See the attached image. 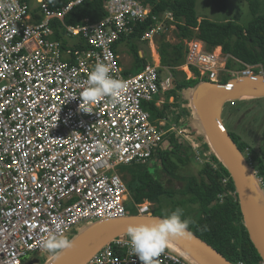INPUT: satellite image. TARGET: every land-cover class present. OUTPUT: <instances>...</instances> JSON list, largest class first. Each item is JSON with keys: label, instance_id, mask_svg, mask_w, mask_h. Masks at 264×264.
<instances>
[{"label": "built area", "instance_id": "1", "mask_svg": "<svg viewBox=\"0 0 264 264\" xmlns=\"http://www.w3.org/2000/svg\"><path fill=\"white\" fill-rule=\"evenodd\" d=\"M85 1L67 0L54 8L52 0H36V5L0 0L14 5L0 12V264H24L30 253H44L41 242L50 234L67 236L83 221L131 215L130 205L138 215H152L153 203L135 202L120 168L148 163L167 133L181 134L176 125L166 127L167 119H154L147 108L160 106L164 101L158 97L175 87L173 69L149 63L126 75L115 47L137 22L151 16L150 7L142 0H107L100 21L64 24L66 15ZM152 19L155 25L144 40L152 41L169 22H178L171 11ZM56 20L63 23L64 36L78 42L75 46L53 39ZM186 45L185 62L176 69L186 71L188 79L198 75L220 84V73L228 81L264 75L263 64L226 56L221 47L209 49L201 39ZM230 60L235 67H227ZM97 63L107 64L126 87L116 100L105 97L87 105L80 94ZM188 98L192 103V95ZM229 101L236 105V99ZM255 177L264 192L257 170ZM223 183L228 186L230 178ZM86 264L142 262L124 234ZM155 264L201 263L169 247Z\"/></svg>", "mask_w": 264, "mask_h": 264}, {"label": "trees", "instance_id": "2", "mask_svg": "<svg viewBox=\"0 0 264 264\" xmlns=\"http://www.w3.org/2000/svg\"><path fill=\"white\" fill-rule=\"evenodd\" d=\"M142 1L150 7L151 16L137 22L127 35H123L117 41L115 47L127 40L142 41L145 33L152 29L155 24L152 16L171 11L181 21L177 23V34L181 41L177 44L166 43L159 48L162 65L176 67L182 64L185 59L184 41L198 38L206 42L210 49L222 46L225 53L233 55L244 63L263 64L264 66V14L261 13L262 2L260 0H246L250 6L252 18L245 26L233 19L213 21L204 17L199 21L198 0ZM213 1L222 11L228 9V0ZM66 2L67 0H52V7L61 6ZM106 2L107 0H86L66 15L64 24L76 26L83 24L87 19L100 21L107 14ZM59 26H63V23L59 20L54 21L55 38L61 40L62 35ZM64 43L66 44V41ZM132 51L136 60L141 63V67L144 66L145 58L140 57L138 46L135 43L132 44ZM242 66L239 65V68ZM228 67H235L233 60L228 62ZM173 72L175 74V87L167 93V97H174V102L165 104L162 109L156 107L154 103L147 107L152 109L154 119L167 117L172 122H181L180 128L184 130L182 134L195 136V133L190 131L189 125L196 120L198 114L191 106L187 105L189 100L186 91L191 88H198L201 84L208 82L209 79L200 78L198 75L195 78L187 79L184 72L175 69ZM180 72H182V76H179ZM196 74H199L197 70ZM228 80L225 78L222 83H227ZM231 135L250 164L252 162L249 160V156L253 157L256 162L254 167L258 171V175L264 179V150L256 152L251 144L240 136L233 133ZM180 136L182 135L178 131L167 133L164 146L155 151L148 163H133L125 166L128 172H134L127 182L135 202L141 203L146 199L157 201L163 197H175L177 191L172 185H168L162 176H170L172 179L182 178L177 170L180 164L185 165L190 160L192 145L181 139ZM194 141L198 146L199 156L205 157L207 160L201 162L197 176L184 177V186L178 190L182 194L189 195V199L182 200L179 206H184L189 201L198 207L197 213L194 215L184 213L185 218H190L193 221L190 230L233 263L240 261H244L246 264L260 263L263 258L252 242L245 224L242 223L238 228L233 227V224L243 221V214L239 194L227 166L213 149L205 131L197 134ZM151 161H154V171L147 167ZM224 177L230 178L228 186L223 183ZM221 195H225L223 200ZM128 207L131 208L132 205ZM133 209L131 215H137L138 212L135 208ZM152 214L165 216L158 211H154ZM75 232L73 241L80 239L85 233V231H71V233ZM30 259H32L31 261L38 260L34 264H49L54 261L50 257L45 262H41L39 257H31ZM29 260L28 258L24 259V264H29L31 262Z\"/></svg>", "mask_w": 264, "mask_h": 264}, {"label": "water", "instance_id": "3", "mask_svg": "<svg viewBox=\"0 0 264 264\" xmlns=\"http://www.w3.org/2000/svg\"><path fill=\"white\" fill-rule=\"evenodd\" d=\"M199 87L202 89L201 101L196 110L193 104L195 98L193 97L192 108L198 114L213 149L219 154L234 180L245 226L252 242L264 260V232L256 215L253 186H257V189L261 190L263 194L264 192L258 185L253 167L239 149L232 135L227 131L222 119V111L227 101L241 99L243 94L264 95V75L235 78L223 84L208 81ZM162 218L157 215L137 214L105 221L99 220L101 223L97 227L85 229L84 235L78 239H84L92 231L96 233L82 254L71 264H86L110 241L127 234L129 225L153 224ZM78 240H75L74 243ZM176 240L188 249L201 264H235L193 232L191 237ZM37 261V259L33 260L29 264H34ZM55 261L57 260L49 264H53Z\"/></svg>", "mask_w": 264, "mask_h": 264}, {"label": "rangeland", "instance_id": "4", "mask_svg": "<svg viewBox=\"0 0 264 264\" xmlns=\"http://www.w3.org/2000/svg\"><path fill=\"white\" fill-rule=\"evenodd\" d=\"M262 2L261 7V13L264 14V0H260ZM32 5L36 4V0H31ZM197 13L199 15V21H201L204 17L208 18L213 21H225L227 19H233L237 21L238 23L242 24L243 26L247 25L248 22L252 18L250 6L246 0H228V9L226 11H222L218 5L214 3L213 0H198L197 2ZM180 22V20H179ZM157 34L156 37L152 39L154 41L155 50H159V48L162 45H165L166 43H172L177 44L181 41L180 37L177 34V24L169 22L167 25V28H165L164 33ZM151 40L146 41H125L121 44L120 50L123 51L124 54V60L125 64L124 67L128 68L132 74L135 73V71L140 70L141 63L136 60V57L132 51V44L135 43L138 48H142L145 51L146 60L150 63H152V57L150 54V44L152 43ZM187 41H185L186 43ZM120 61L123 62V59H120ZM122 64V63H121ZM153 64V63H152ZM142 70V69H141ZM139 72V71H138ZM186 72V71H182ZM182 72L179 73V76H182ZM187 73V72H186ZM225 74L220 73L219 78L222 77L221 81L223 80ZM224 82V81H223ZM223 84V83H222ZM202 87V86H201ZM201 87L188 89L186 92V95L189 96L192 95V97L195 98L194 101V108L197 110V105L201 101V94L202 89ZM189 104H192L191 102ZM222 119L224 122V125L227 129V131L231 134H236L240 136L243 140L247 141L251 144L252 148L256 152H260L264 150V95L263 96H255L252 98H241L236 100V106H232L230 104V101H227L224 105L223 111H222ZM181 123V122H180ZM179 128V127H178ZM189 129L191 132L195 133V136L197 134H200L204 131L202 122L199 118V116L196 117V120L189 125ZM181 132V139L186 140V142L191 143L192 145V152L190 155V160L185 164H180L178 167L177 172L182 177L180 179H172L170 176L163 175L162 178L165 180V182L168 185H172L175 190L177 191V194L174 198L169 197H163L160 200L157 201H151L153 203V210L158 211L160 214H169L172 209H176L177 207H180L184 209V213H190V215H194L197 213L198 207L189 201L186 202L184 206H179V203L182 200H188L189 195L182 194L181 191H178L179 189H182L184 186V177H191V176H197L199 174V170L201 168V162L204 161L205 157L199 158V149L197 144L194 141L195 136H188L183 135L184 133L183 129L179 128ZM249 160L252 162L251 167L254 166L256 163L255 160H253V157L250 155ZM147 167L154 171V161H151ZM120 171L123 173V176L125 180L127 181L134 172H128V170L124 167L120 168ZM256 169L254 167V173ZM254 191L260 192L261 190H258L257 186H253ZM133 205L131 208L128 207L129 212H133ZM153 215V214H152ZM101 221L99 220H89V221H83L79 225H77L72 232L77 231H84L85 229L95 228L98 224H100ZM244 223L245 220L243 218V221L241 220L237 224H233L234 228L240 227V225ZM76 235L75 233H69L67 235L68 238L73 239ZM172 248V247H171ZM174 249V248H172ZM176 250V249H175ZM31 257L40 258L41 262H45L46 259H48L49 255L44 253H38V252H32L27 257L28 260ZM30 259L29 261H31Z\"/></svg>", "mask_w": 264, "mask_h": 264}, {"label": "clouds", "instance_id": "5", "mask_svg": "<svg viewBox=\"0 0 264 264\" xmlns=\"http://www.w3.org/2000/svg\"><path fill=\"white\" fill-rule=\"evenodd\" d=\"M13 9L14 5L12 4L0 3V12ZM125 87V82L112 75L107 64L97 63L90 70L86 87L80 97L82 103L94 105L105 97L116 100ZM82 110L91 113L89 108ZM192 223L193 221L190 218L184 217V209L177 207L157 223L129 225L127 235L132 253L138 256L142 264H155V258L170 247L172 240L192 236L190 230ZM73 247L74 241L72 239L56 233L50 234L41 242L42 250L52 260H58L66 250Z\"/></svg>", "mask_w": 264, "mask_h": 264}, {"label": "bare ground", "instance_id": "6", "mask_svg": "<svg viewBox=\"0 0 264 264\" xmlns=\"http://www.w3.org/2000/svg\"><path fill=\"white\" fill-rule=\"evenodd\" d=\"M256 95L251 94H243L242 98H252ZM191 98V97H190ZM253 201L254 206L256 210V215L258 217V220L260 222V226L264 232V194L261 192H253ZM96 233L95 231L90 232L84 239L78 240L74 243V247L72 249L67 250L57 261H55L53 264H71L79 255L82 254V252L86 249L89 242L95 237ZM170 247L176 249V251L188 255L193 256L194 255L185 247L181 245L176 239L172 240L170 242Z\"/></svg>", "mask_w": 264, "mask_h": 264}, {"label": "crops", "instance_id": "7", "mask_svg": "<svg viewBox=\"0 0 264 264\" xmlns=\"http://www.w3.org/2000/svg\"><path fill=\"white\" fill-rule=\"evenodd\" d=\"M36 5V4H35ZM176 20H178L177 18H176ZM181 22V21H180ZM177 23H179V20H178V22ZM176 23V24H177ZM155 25V24H154ZM59 27H63V26H59ZM154 27V26H153ZM54 29H55V27H54ZM59 31H60V34L62 35V38H61V40L60 41H62L63 42V44H64V46L66 47V46H75L78 42H73V41H69L65 36H64V32H63V30L61 29V28H59ZM55 34H56V29H55ZM55 34H54V36H53V39H55V40H58V39H56L55 38ZM161 35H163V34H161ZM192 39H194V38H192ZM142 40L143 41H146V40H144L143 39V37H142ZM189 40H191V39H186L185 41H189ZM64 41H66V44L64 43ZM185 41H184V43H185ZM122 43H124V42H122ZM122 43H120L117 47H116V50H117V53L119 54V56H120V59H123V62L121 61V63H122V66L125 64V60H124V52L123 51H121L120 50V46H121V44ZM208 46V45H207ZM218 47V46H217ZM219 47H221L222 48V46H219ZM150 54H151V57H152V63L153 64H155V65H160V66H163V67H171V66H168V65H162V57H161V53H160V49L159 50H155V46H154V43L152 42L151 44H150ZM209 48V47H208ZM216 47H214V48H212V49H215ZM210 49V48H209ZM222 50H223V48H222ZM138 51H139V55H140V57H142V58H145V62L143 63V65L144 66H140V70H137V71H135V73H138V71L140 72V71H142L143 69H144V67H145V65L146 64H149L150 62H148L147 60H146V56H145V51L142 49V48H138ZM186 52H187V45H186V43H185V57H186ZM224 52V51H223ZM224 54L226 55V56H228V53H225L224 52ZM229 55H231V54H229ZM186 59V58H185ZM185 59H184V62H185ZM183 62V63H184ZM152 63H150V64H152ZM182 63V64H183ZM181 65V64H180ZM177 67V66H176ZM176 67H171L173 70L175 69V70H177L176 69ZM227 67H228V61H227ZM123 70H124V73L126 74V75H130V74H132L131 73V71L128 69V68H126V67H124L123 66ZM142 69V70H141ZM178 71H180V70H178ZM194 71H196V70H194ZM134 73V74H135ZM174 73V72H173ZM225 78H228V77H226V76H224V79ZM174 79H175V74H174ZM188 79V78H187ZM222 82H223V80H222ZM192 89V88H191ZM187 96H189L188 94H187ZM158 99H161V100H163L164 102L160 105V106H158V108L159 109H162L163 107H164V105L165 104H167V103H173L174 102V97H170V98H168L167 97V93L165 94V95H163V96H159L158 97ZM188 100H189V102H190V99L188 98ZM188 106H189V104H187ZM156 106V107H157ZM149 110H150V112H151V114H152V109H150L149 107H147ZM153 117V116H152ZM155 119H157V120H162V119H167L168 120V124H167V126L166 127H171L172 125H176V128H180V122L179 123H176V122H172V120L170 119V118H167V117H160V118H155ZM199 157H201V156H199Z\"/></svg>", "mask_w": 264, "mask_h": 264}, {"label": "flooded vegetation", "instance_id": "8", "mask_svg": "<svg viewBox=\"0 0 264 264\" xmlns=\"http://www.w3.org/2000/svg\"><path fill=\"white\" fill-rule=\"evenodd\" d=\"M234 106V105H233Z\"/></svg>", "mask_w": 264, "mask_h": 264}]
</instances>
